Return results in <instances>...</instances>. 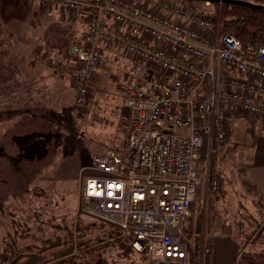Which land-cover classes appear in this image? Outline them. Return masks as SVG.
Returning <instances> with one entry per match:
<instances>
[{
  "label": "built area",
  "instance_id": "1",
  "mask_svg": "<svg viewBox=\"0 0 264 264\" xmlns=\"http://www.w3.org/2000/svg\"><path fill=\"white\" fill-rule=\"evenodd\" d=\"M68 16L85 11L87 31L74 47V114L108 61L103 47L121 49L131 128L129 154L95 156L83 182L85 211L127 239L147 264H191L185 233L198 212L206 165L228 138L232 114L264 121V46L222 31L207 17L172 0H35ZM208 4V3H206ZM207 182L217 190L216 179ZM210 253L204 240L200 262Z\"/></svg>",
  "mask_w": 264,
  "mask_h": 264
},
{
  "label": "rangeland",
  "instance_id": "2",
  "mask_svg": "<svg viewBox=\"0 0 264 264\" xmlns=\"http://www.w3.org/2000/svg\"><path fill=\"white\" fill-rule=\"evenodd\" d=\"M132 1L157 3L159 0ZM172 1L205 15H216V18L219 16L217 13L220 8L217 9L216 4H206L198 0ZM244 1L264 7V0ZM61 12L66 17V13L63 10ZM8 20L12 21L11 18ZM62 21L67 23V18ZM72 25L79 36H82V30L87 27V23L83 24L81 28L75 22ZM17 26L19 27L16 23L8 22V28L4 27L0 30V63L6 55L7 57H9L8 55L13 56L14 80L12 87L13 90H17L12 91L14 96L8 94L5 97L4 95V99H2V95L0 96L1 115L5 105L10 106L13 110V123H1L0 125V152L3 151V160L0 159V248L2 254H5L3 256L8 255V258L20 252L18 249H21L28 235L39 236V239L42 240L51 239L53 242L56 238L65 236L63 227L66 226L64 230L68 232L70 226L74 231L76 228L78 230L75 234L76 242L79 240L85 242L88 239L92 243L94 242L92 239L113 231V227L91 217L85 211L83 182L91 174L90 170L86 168L91 167L95 156L110 149L123 155L129 154L126 148V139L131 128L125 94L119 88L126 79L121 70L124 65L126 66V61L121 49L113 45L103 47L104 54L108 52L112 56H106L108 64L106 67L100 68V70L104 69L103 72L95 74L92 84H90L86 105L78 114L73 112L75 65L72 60H68L66 65L60 56L59 63L56 62L55 65L54 62H48L46 56H43L37 47H33L30 58L37 62L46 61L44 64L55 66L59 79L72 73L73 97L71 96L70 99L72 104V111H70L73 123L62 120L61 114V116L56 114L58 115L57 123H44L38 121L37 113H35V123H21V117L25 113L22 110L26 106L27 97L24 99L21 97V93L18 91L20 82L15 79V73L18 74L21 71V63L26 57L28 49L21 42L24 29ZM10 36L12 40L9 39ZM1 64L0 67H2ZM4 83V80H0V94L5 91ZM6 87L8 89L9 85ZM37 100L38 97L30 96L29 101L34 105V109ZM27 104L30 106V103ZM234 116L235 118L232 117V122L228 125V138L223 147L212 153V168L210 166L208 168V160L206 161V172L203 174V185L198 199L199 208L196 217L191 222L197 226L200 223L201 240H204L205 245L214 234L212 226L216 228L215 233H221V226L231 225V234L236 239H241L242 246H247L246 244L252 240L253 246H259L261 242H264V234L261 233L262 226L259 223L261 219H258L259 216H262V211L247 202V199L240 193L237 177L233 174L234 168L242 164L241 159L252 141V128L249 124L255 123L256 118L238 113ZM31 134H38L37 139L39 135L50 136L47 150L42 155L38 154V157L41 158L35 159L31 155L28 160L21 161L20 164L18 163L20 165L18 168L16 163L20 161L21 154L25 155V151L20 152V144H22L20 138ZM55 142L59 143L57 147L54 146ZM30 144H26V149ZM31 147L33 148V145ZM28 153L29 151H27ZM208 170L210 178L211 175L214 177L213 179L222 178L219 191L218 189L213 191L210 188L207 182ZM254 215L257 216V220L254 219ZM39 219L44 221L40 225L44 229L43 233L33 231L38 228L36 223ZM259 232L261 234L258 236ZM113 244L115 241L106 238L100 243L98 250L96 246L86 252L82 247L79 249L84 252L83 258L88 261H96L100 252L106 258L112 254ZM248 250H252V248ZM138 256H136V262L147 264L144 257L140 256L139 258ZM206 260L204 258V264H206ZM125 263L131 264L129 260ZM9 264H12L11 258ZM200 264H203V260Z\"/></svg>",
  "mask_w": 264,
  "mask_h": 264
},
{
  "label": "crops",
  "instance_id": "3",
  "mask_svg": "<svg viewBox=\"0 0 264 264\" xmlns=\"http://www.w3.org/2000/svg\"><path fill=\"white\" fill-rule=\"evenodd\" d=\"M65 14V13H64ZM15 16V18H14ZM66 16V14H65ZM73 23L79 24L80 28L85 25L87 22V14L85 11L76 13L74 15ZM8 20V19H10ZM67 18L63 16L61 9L57 6H51L47 8H42L39 3L35 0H0V30L7 27L8 22L16 23L19 27L24 29L23 42L22 44L28 50L26 52V57L23 59L20 67V72L15 73V79L20 82L19 92L21 97H27L26 106L22 110L25 112L21 117V123H35V113L38 114V121H43L44 123H55V120H58V115L61 114V117H67L68 121L71 119L72 104L70 102L71 96L73 97V87L71 89L72 73L67 74L65 78L59 79L57 76V71L55 66L52 67L50 64H44V62H37L34 59L30 58L32 53V48L37 47L40 53L43 56H46L48 62H54L56 65L60 55L55 50H47L46 42L44 39V32L47 26L53 22L62 21V19ZM13 25V24H12ZM18 27V26H17ZM18 27V28H19ZM8 28V27H7ZM82 39L85 37L87 27L82 30ZM12 37L10 36L9 39ZM14 39V37H13ZM12 42V41H11ZM10 42V43H11ZM11 47V46H10ZM105 57H111V53L105 52ZM9 57H4L1 60L0 67V80H4V93L2 99L9 96H14L13 90V56L8 55ZM21 62V59H20ZM65 64V63H64ZM67 65V64H66ZM104 69L98 70L97 73L103 72ZM124 77L127 75L126 66L124 65L121 69ZM106 74V73H105ZM74 78V77H73ZM95 81L97 79H94ZM8 81V83H7ZM69 82V83H68ZM7 85H9L7 89ZM1 90V89H0ZM75 90V89H74ZM31 92V93H29ZM31 94V95H30ZM35 94V95H34ZM5 95V97H4ZM30 96L38 97L36 102V108L29 101ZM45 97V98H44ZM68 101V103H67ZM30 103V106L27 104ZM71 110V111H70ZM12 108L5 105L3 114L0 112V125L1 123H13ZM63 113V114H62ZM235 114H232L230 117V122H232V117L235 118ZM67 121V120H66ZM249 126L252 128V141L249 146L246 148L244 157L241 159L242 164L237 165L233 174L237 177V183L240 190V193L247 199L248 203L255 205L258 209H261L262 216L258 219H261L262 229L261 233L264 234V122L256 119L255 123H250ZM23 136L21 140L20 152L25 151V155L21 154L20 161L28 160L31 155L35 159L41 158L38 157V152L33 151L27 154L29 151V146L26 149V138ZM50 140H46L45 143H49ZM223 145L219 146L222 148ZM40 149V148H39ZM3 151L0 152V159H3ZM34 160V159H33ZM257 216L254 215V219L257 220ZM213 233L206 244V247L210 248V253L205 255L206 264H235L237 254L241 250H247L252 248V251H261L264 249V242H261L259 246H253L251 242L246 244L247 246H242L241 239H236L232 235L224 236L222 233H215L214 226ZM259 232L258 236L261 234ZM205 243V242H204ZM59 247V246H58ZM0 248V264H4L3 256Z\"/></svg>",
  "mask_w": 264,
  "mask_h": 264
},
{
  "label": "trees",
  "instance_id": "4",
  "mask_svg": "<svg viewBox=\"0 0 264 264\" xmlns=\"http://www.w3.org/2000/svg\"><path fill=\"white\" fill-rule=\"evenodd\" d=\"M216 6L217 9L220 8L219 13L217 14H219L221 17L223 32L231 33L243 40L252 39L256 45L264 46V7L249 5L237 6L228 4H223L221 6L216 4ZM206 16L210 18H216V15ZM66 22L67 23L63 21L53 22L47 26L44 32V39L46 42L45 44L48 48L47 50H55L58 52L65 61V64H67L66 62L71 59V50L74 47L81 46L83 44V39H81V36L78 35V32L72 25L73 21L70 23L67 18ZM62 120H67V123L72 121L73 123V120L71 119L68 121L67 117H63ZM55 121V123H57V120ZM38 134L28 135L27 137H24V139L26 138L27 143H31L28 145L29 152H32L33 154V151H35L39 154L41 153L42 155L47 150V143L45 142L46 140H50V136L39 135L37 139ZM31 145H33V148ZM58 145V142L54 143L55 147ZM208 148L209 146L206 141L202 149V160L204 165H206L207 161ZM20 162L21 161H18L16 163L18 168L20 167ZM4 164L7 166L6 163ZM210 168H212V160L210 163ZM16 171H19V169H16ZM213 178L214 177L211 175L210 180ZM216 180L218 182L217 189L219 191L222 185V178H216ZM43 222L39 219V221L36 223L38 224V228L33 229V231L43 233L44 229L42 226H40ZM200 226V223L197 226L190 222L185 233L187 239L191 242L193 247L191 250V264H200ZM64 228L66 229V226L62 228V230L66 233L65 236L58 237L53 242L51 239L42 240L39 239V236L34 237L33 235H28L26 242L22 244L21 249H18L20 252L16 253L15 256L13 255L10 257L12 264H127L125 263L127 260H129L131 264H141L136 262V256H138V254L132 249L128 240L123 238L121 233L116 231L114 227L113 231L92 239L94 241L92 243L88 239L85 242L82 240L76 242L75 234L76 231H78L77 228L74 231L73 228H70L69 226L67 230L68 232H66ZM221 233L226 236L232 235L231 225L221 226ZM106 238L115 241V244H113V255L110 254L106 258L103 256V253L100 252L98 253L99 257L96 261H88L87 259L83 258L84 256L82 255H84V252L80 251V247L84 248L85 250L83 249V251L85 252L90 248H94L95 246L98 250L100 248V243ZM76 250H78V252H76ZM138 257L140 258V256ZM10 258H8V255H6V257H4L3 263L9 264ZM204 263L205 261L203 258V264ZM235 264H264V249L261 251H252L248 249L241 250L237 254Z\"/></svg>",
  "mask_w": 264,
  "mask_h": 264
},
{
  "label": "water",
  "instance_id": "5",
  "mask_svg": "<svg viewBox=\"0 0 264 264\" xmlns=\"http://www.w3.org/2000/svg\"><path fill=\"white\" fill-rule=\"evenodd\" d=\"M198 1L209 3V4H219L220 6L223 4L237 5V6H247V5L256 6L244 0H198Z\"/></svg>",
  "mask_w": 264,
  "mask_h": 264
}]
</instances>
